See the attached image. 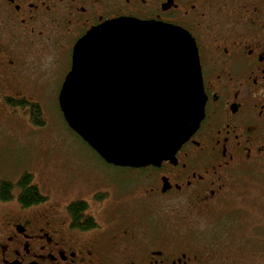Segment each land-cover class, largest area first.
Returning <instances> with one entry per match:
<instances>
[{"label":"flooded vegetation","instance_id":"af4514ba","mask_svg":"<svg viewBox=\"0 0 264 264\" xmlns=\"http://www.w3.org/2000/svg\"><path fill=\"white\" fill-rule=\"evenodd\" d=\"M123 17L190 33L204 116L172 160L119 167L134 174L121 202L81 194L73 201L87 209L75 215L72 200L23 206L0 196V264H222L194 231L225 208L234 180L264 179V0H0V117L6 109L15 117L8 100L25 97L22 84L37 87L45 72L71 66L87 32ZM149 209H163L176 233L146 219Z\"/></svg>","mask_w":264,"mask_h":264},{"label":"water","instance_id":"95a60500","mask_svg":"<svg viewBox=\"0 0 264 264\" xmlns=\"http://www.w3.org/2000/svg\"><path fill=\"white\" fill-rule=\"evenodd\" d=\"M205 102L190 33L124 17L76 43L59 93L68 126L107 163L132 168L172 160L199 126Z\"/></svg>","mask_w":264,"mask_h":264},{"label":"rangeland","instance_id":"374dc122","mask_svg":"<svg viewBox=\"0 0 264 264\" xmlns=\"http://www.w3.org/2000/svg\"><path fill=\"white\" fill-rule=\"evenodd\" d=\"M69 67V63H64L45 72L37 87L22 84L28 90L25 98L40 104L44 126L33 124L29 109L19 106L10 109L15 117L6 108L9 117H0V179L15 183V204L20 192L17 182L27 172L33 175L41 193L58 204L76 200L81 194L94 203L93 192L108 196V203L121 202L120 195L127 193V183L134 175L131 170L104 161L68 126L62 115L59 93ZM262 182L264 179L256 176L234 180L229 185L225 208L198 223L194 231L196 244L206 251L216 250L222 264H264ZM122 202L128 205L129 201ZM160 206L164 210L149 209L146 219L154 218L164 229L162 232L172 233L171 229H165V223H170L163 212L168 205L162 202Z\"/></svg>","mask_w":264,"mask_h":264},{"label":"trees","instance_id":"16d2710c","mask_svg":"<svg viewBox=\"0 0 264 264\" xmlns=\"http://www.w3.org/2000/svg\"><path fill=\"white\" fill-rule=\"evenodd\" d=\"M8 102L12 105L19 106L22 108H29L31 122L35 125L43 126L45 120L43 118L42 108L39 103L28 101L25 97L20 99L10 98ZM34 177L31 173H24L17 182L20 192L18 193V201L23 206H29L31 204H38L48 200V196L41 193L39 187L34 182ZM2 199H12L15 194L13 192L15 183L8 179H0ZM87 209V202L82 200L73 201L69 205L70 212H74L75 215L79 214L80 211ZM77 223V222H76ZM80 225V223H79ZM84 226V225H82Z\"/></svg>","mask_w":264,"mask_h":264}]
</instances>
